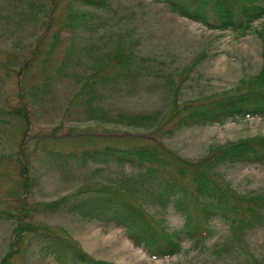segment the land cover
Listing matches in <instances>:
<instances>
[{
    "label": "rangeland",
    "instance_id": "rangeland-1",
    "mask_svg": "<svg viewBox=\"0 0 264 264\" xmlns=\"http://www.w3.org/2000/svg\"><path fill=\"white\" fill-rule=\"evenodd\" d=\"M205 14L206 24L165 0H0V264H59L41 250L46 234L113 264H264V164L213 169L236 198L226 214L206 213L191 179L213 150L264 136V115L168 133L184 104L264 85L252 81L264 68V12L232 28ZM119 113L147 118L135 127ZM106 145L156 147L160 161L146 173V162L101 154ZM104 195L178 239L176 253L153 258L122 226L70 205ZM176 200L194 215V238Z\"/></svg>",
    "mask_w": 264,
    "mask_h": 264
},
{
    "label": "trees",
    "instance_id": "trees-1",
    "mask_svg": "<svg viewBox=\"0 0 264 264\" xmlns=\"http://www.w3.org/2000/svg\"><path fill=\"white\" fill-rule=\"evenodd\" d=\"M84 5L99 6L103 5V0H79ZM172 8L180 14L199 19L206 22V9L211 8L216 14L218 25L224 27H240L243 21H252L263 15L264 7L262 0H165ZM247 2L251 10L245 6ZM36 14H39L38 12ZM35 14V16H36ZM34 16V14H33ZM82 17V16H81ZM248 22V23H249ZM247 23V24H248ZM40 44V39L37 45ZM118 46L114 52H118ZM111 51L105 54L109 55ZM114 53V54H115ZM109 57V56H108ZM105 58V57H103ZM119 69L124 63L119 64ZM124 68V67H123ZM120 71V70H119ZM119 74L115 77H119ZM96 71L88 76L90 83L95 82ZM258 83L264 82V68L255 76L252 81ZM264 115V85L252 87L245 91H235L223 93L218 97L209 98L202 102L184 104L180 110L171 114L172 129L171 133L177 128L202 126L209 123H221L229 118L236 116H255ZM121 119L127 117L130 126H139L147 117L136 115L117 114ZM152 122V121H151ZM157 121L152 122L156 126ZM135 126V127H136ZM96 153L95 151H91ZM101 154L106 157H115L117 161H132L137 165H143L146 162L144 171L153 172L155 164L160 161L159 149L156 147H147L144 145H133L126 148H120L113 145H106L101 149ZM82 156H89L86 150ZM261 163L264 164V136L251 138H241L237 141L228 142L219 149H215L203 161L199 162L192 169L191 179L194 183V189L198 196L207 202L204 203V209L208 214H226L229 212V199L233 198L232 207L234 208L236 198L231 197L230 192L213 175L214 168L222 163ZM159 171V170H158ZM158 171L155 175L158 174ZM181 173V172H179ZM180 212L185 215L186 222L182 228L183 234L188 238L196 236V226L194 215L190 208L181 200H176ZM184 204V205H182ZM73 210L81 212L83 215L91 218H104L113 221L116 225L122 226L128 230V236L136 244H143L147 253L153 257H166L176 253L180 242L176 238H171L167 234L160 235L153 227L147 228L140 213L135 209H130L128 204L122 199L104 195L87 196L78 198L70 202ZM215 207V209L211 208ZM236 209V208H235ZM250 210L253 208H249ZM236 211V210H235ZM147 225V224H146ZM148 226V225H147ZM149 227V226H148ZM157 232V233H156ZM176 235H178L176 233ZM46 234L42 238L41 250L43 254H52L54 260L59 264H113L107 261L95 260L83 252L75 242ZM164 238V241H161Z\"/></svg>",
    "mask_w": 264,
    "mask_h": 264
}]
</instances>
